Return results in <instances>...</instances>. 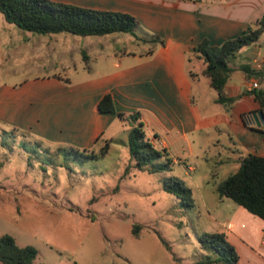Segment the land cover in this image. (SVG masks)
I'll use <instances>...</instances> for the list:
<instances>
[{"label": "crops", "instance_id": "0c3cea01", "mask_svg": "<svg viewBox=\"0 0 264 264\" xmlns=\"http://www.w3.org/2000/svg\"><path fill=\"white\" fill-rule=\"evenodd\" d=\"M53 1L128 13L137 19L142 31L138 36L145 41L135 37L130 45L119 47L120 37L113 34L103 36L107 37L103 42L78 45L77 38L62 33L24 34L21 43L31 44L30 52L43 64L22 83L0 87V123L41 142L45 151L63 149L60 154H65L73 148L99 153L109 142V153L116 140L111 128L120 122L128 124V132L132 128L117 114L99 111V102L110 94L118 112L140 113L147 139L165 151L164 158L169 159L174 147L192 156L195 146H203L201 137L216 132L225 136L224 142L214 145L216 168L226 172L221 181L239 170L243 158L264 157V126L245 122L249 113H264L248 91L254 81L264 91V71L256 72L251 66L255 59L264 64V31L258 43L244 47L230 63L225 92L236 99L230 110L217 103L218 94L204 75L205 67L200 73L193 68L198 61L205 66L196 52L204 39L220 45L248 32L264 15V0ZM245 69L263 76L250 77ZM202 77L209 79L208 86L216 92L204 111L197 103L198 98H205L204 90L195 94ZM170 160V164L178 162ZM217 199L218 211L211 219L235 249L238 258L231 264H264V220L219 194ZM254 231L260 234V250L243 241ZM226 262L208 257L196 264Z\"/></svg>", "mask_w": 264, "mask_h": 264}, {"label": "rangeland", "instance_id": "374dc122", "mask_svg": "<svg viewBox=\"0 0 264 264\" xmlns=\"http://www.w3.org/2000/svg\"><path fill=\"white\" fill-rule=\"evenodd\" d=\"M24 34L35 33L8 23L0 12V87L22 83L43 64L30 52L31 44L21 43ZM62 34L77 38L78 45L107 38ZM114 36L120 37L119 47L135 40L130 34ZM204 67L201 61L193 65L198 73ZM202 78L195 94L204 90L205 98L197 101L204 111L216 92ZM110 131L116 140L109 153L83 161L46 152L33 138L0 123V237L10 235L20 247L36 248L33 264H196L208 257L231 264L229 251L216 252L202 242L206 234H222L211 217L218 211L216 188L226 173L213 160L214 145L225 141L223 133L202 136L203 146H195L192 156L174 147L168 158L178 162L166 165L162 158L154 165L166 169L151 173L135 167L124 144L128 124L120 122ZM168 178L192 190L193 206L165 190ZM135 226L139 236L133 233ZM250 237L243 241L260 250V234L254 231Z\"/></svg>", "mask_w": 264, "mask_h": 264}, {"label": "trees", "instance_id": "16d2710c", "mask_svg": "<svg viewBox=\"0 0 264 264\" xmlns=\"http://www.w3.org/2000/svg\"><path fill=\"white\" fill-rule=\"evenodd\" d=\"M0 12L8 23L35 34L69 33L94 37L130 34L141 42L145 41L137 35L140 28L137 19L125 12L86 8L53 0H0ZM263 31L264 15L248 32L236 38L227 39L220 45H212L208 39H204L196 49L198 56L205 63L204 75L210 79L211 86L218 94L217 103L226 110H230L236 101L235 98L228 97L225 92V86L232 72L230 63L244 47L258 43ZM245 72L250 77L263 76L249 69H245ZM252 93L264 111V91ZM98 108L102 113L117 114L120 119L130 123L132 128L127 146L138 170L146 169L156 173L166 169V166L154 165L156 161L165 157V151L156 149L147 139L143 123L139 122L140 113L127 115L118 112L110 94L101 99ZM21 136L27 139L25 135L21 134ZM35 145L42 149L44 147L38 141H35ZM109 145L107 142L99 153L72 148L65 154L76 156L83 161H95L108 153ZM64 151L60 149L57 154ZM171 162L167 159L166 165H170ZM165 190L187 201L189 206H193L192 190L185 187L179 179H166ZM216 190L221 198L233 201L264 220V157L251 154L243 158L239 170L221 181ZM139 229V226L133 229L136 236H139ZM205 238L202 239L205 245L209 244L218 252L229 251L233 256L230 261L232 263L237 261L235 249L226 241L224 234H206ZM37 256L36 248L20 247L15 238L10 235L0 237V264H33Z\"/></svg>", "mask_w": 264, "mask_h": 264}, {"label": "built area", "instance_id": "2783aa9c", "mask_svg": "<svg viewBox=\"0 0 264 264\" xmlns=\"http://www.w3.org/2000/svg\"><path fill=\"white\" fill-rule=\"evenodd\" d=\"M251 66L253 68L254 71L256 72H263L264 71V64H263V61L261 60H253L251 62ZM260 89V84L258 81H254V82H251L248 86V91L249 92H254V91H257ZM257 113H249L247 115H245V122L248 123V124H252L255 122V115ZM261 245H262V248L264 249V235L261 239Z\"/></svg>", "mask_w": 264, "mask_h": 264}, {"label": "water", "instance_id": "95a60500", "mask_svg": "<svg viewBox=\"0 0 264 264\" xmlns=\"http://www.w3.org/2000/svg\"><path fill=\"white\" fill-rule=\"evenodd\" d=\"M255 121L259 126H264V113L262 111L255 115Z\"/></svg>", "mask_w": 264, "mask_h": 264}]
</instances>
